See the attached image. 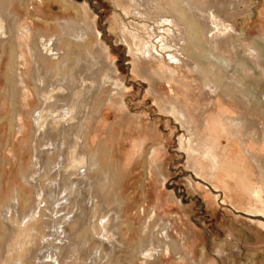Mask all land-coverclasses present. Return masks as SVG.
<instances>
[{"label": "rangeland", "instance_id": "obj_1", "mask_svg": "<svg viewBox=\"0 0 264 264\" xmlns=\"http://www.w3.org/2000/svg\"><path fill=\"white\" fill-rule=\"evenodd\" d=\"M73 1L89 7L99 38L107 48L109 67L118 75V78L114 75L112 79L107 78L105 85H102L111 86V89L120 84L124 88L121 90L123 93L119 92L118 97H113L100 109L98 118L90 119L87 132L91 147L96 150L104 145L108 152L104 155V161H113L116 173L121 172L119 187L129 198L124 219L132 224L131 228L123 227L128 242L133 244L138 240L151 208L163 204L161 213L164 224L169 226L167 234L182 244L184 252L192 260L204 257L205 264H264V139L257 142L248 137L243 142V131L223 122L227 117L245 115L247 121L264 131V0H201L205 5L210 2V8L203 9L197 15L203 25L210 28L207 39L213 44L207 41L206 44L213 46V51L219 50L213 54L222 52L230 59L233 56L228 69L229 85L234 86L236 95L245 100L242 103L239 99L219 94L220 84L198 81L189 70L177 69L179 82H170L172 85L164 80L156 83L148 79L146 70L150 66L154 69L152 72L170 66V54L200 53L199 44L196 47L191 45L185 31H181V36L175 23H162L149 10V16L133 10L130 13L126 10L129 5L122 3V0ZM224 5L228 13L236 8L232 17L226 16L221 9ZM13 13L21 15L24 26L35 30L43 27L48 18L62 17L63 6L56 0H45L43 4L40 0H34L31 15L16 9ZM67 14L73 18L77 16L73 8H69ZM33 16H37V20L34 21ZM53 21L49 22L51 25L48 27L52 32L58 30ZM1 26L5 27V23L0 21ZM117 28L124 32V39L115 33ZM23 38L28 43L29 35ZM228 39L232 42L230 46H225ZM146 46L154 47L161 56L158 63L151 64L144 59L142 53L147 50ZM2 54L0 47V57ZM215 61L222 66L224 64L219 58ZM5 71L6 61L0 67L1 202L4 204L11 199L17 187L24 189L30 201L28 204L23 202L21 209L14 207L16 203H11V209L0 210V264L50 263V260L42 258L48 256L45 250L42 251L43 246L53 244L50 246L52 248L59 243L54 241L59 237L63 239L64 249L60 250V258L64 264H92L94 245L103 242L108 252L111 251L112 247L105 240L109 238L112 241V235H115V229L108 223L115 216L113 207L108 204V199L87 197L88 200L84 201L77 199L81 202H78L77 212V208L73 209L72 201L67 203L63 199L65 193L61 188L65 183L71 186L72 177L86 178V166L84 163L83 166L79 165L85 154L82 155L80 149L70 143L68 145L74 152L69 149L65 167L71 170L64 172L61 178L56 177L59 182L56 193L58 197L61 194L59 204L62 207L55 204L49 210L47 197L39 193L37 187L43 181L32 165L35 141H32L34 123L30 114L38 106L37 97L29 95L30 105L24 108L22 131H11V106L2 93L5 89ZM226 86L224 84L223 89H227ZM73 93L76 95V91ZM189 95L194 100L191 104L194 107H191L198 109L205 120L202 122L201 150L196 156L188 151V141H193L189 127L184 125L176 111L165 108V101L178 107L183 105L180 100L184 101ZM61 111L58 109L52 113ZM76 147L79 150H75ZM146 166L150 169L160 166L163 173L161 178L151 176L144 197L140 182ZM54 174L51 173L50 178ZM47 183L45 181V187L49 191ZM97 187L98 184L95 189ZM64 216L67 217L64 221L69 218V222L61 221ZM57 219L63 223L65 234L53 238L51 233L54 230L50 231L48 223ZM154 250L151 247L148 252L152 251L153 254H144L145 257L148 255L146 258L149 261L138 264H190L189 259L180 252L169 249L157 252L158 255L152 257L156 255Z\"/></svg>", "mask_w": 264, "mask_h": 264}, {"label": "bare ground", "instance_id": "obj_2", "mask_svg": "<svg viewBox=\"0 0 264 264\" xmlns=\"http://www.w3.org/2000/svg\"><path fill=\"white\" fill-rule=\"evenodd\" d=\"M40 1L41 4H43L45 0ZM57 1L63 6L62 17L55 19L53 17L48 18L43 27L32 30L31 27L24 26L22 24L21 15H15L13 11L16 9L31 15V8L34 0H0V21L1 23H5V27H0V47L3 51L0 57V67L2 63L6 61V71L3 73L5 89L2 93L11 106V131H22V119L23 114H25L24 108L30 105L29 97L34 94L38 101V106L33 109L30 116L34 123L32 141H35L32 147L34 154L32 165L36 168L35 172L38 174L37 176L43 181V183L37 185L39 193L41 192L45 198L47 197L49 210L55 204H57L55 206L62 207V204H59L61 201V199H59L61 194H59L58 197L56 193L59 186L56 177L58 176L61 178L64 172L71 170V168L65 167V163L67 153L70 151L69 149H71L68 144H74L80 149L82 155L85 154L84 160L82 159L83 162L81 161L79 165L84 163V167L86 166L84 170L86 178L73 179L72 177L70 181L71 186L69 185L70 183H65L63 186L60 185L65 193L63 199L67 200V203H69L68 201H72L74 206L73 209L77 208V212L79 210L78 202L81 203L77 201V199L82 201L88 200L87 197H91V199L92 197L102 200L108 199V204L112 205L115 215L114 218H111L108 222L112 225L111 227L115 229V233L113 232L115 235H112V241L109 238L105 240L112 247H110L111 251L108 252L103 242L94 245L92 250L94 249L93 252H95V254L94 256L92 255L94 257L92 264H138L140 261L148 260L146 257L152 252H148L151 247L155 248V250L157 249V251L154 250L156 255H152V257H156L158 255L157 252L162 253L165 250L172 249L175 252H180L184 257H187L190 264H205L206 261L204 262V257L192 260L190 255L184 252L182 244L169 237L167 234L169 226L164 224L163 214L161 213V207L164 206L163 204L151 208L148 219L144 224L142 223L143 227L140 231L138 240L134 241L133 244L128 242L123 227L126 226L131 228L132 224L124 219V213L129 207V198L121 192L119 187L121 178L119 174L121 172L119 174L116 173V164L113 161L109 163L104 161V155L108 153L104 149V145L99 146L96 150L91 147L87 132L90 119L98 118V115H100L99 112L101 113L100 109L113 97H118L119 92H122L121 90H124V88H122L120 84H116V82L115 84L118 86L116 88L113 87L110 89L111 86L102 85V83L105 85L108 80L107 78L112 75L118 78V75L116 76L117 73L115 70L109 67L107 61V48L99 38L97 29L95 28L94 17L89 7L86 4L82 5L73 0H56V2ZM122 1V3L125 2L129 5L126 10L130 11V13L139 11L149 16L148 12L151 11V14L153 13L158 17V21L168 24L175 23L179 32L185 31L188 40L191 41V45L193 44L195 46L199 44V54L193 55L191 52H184L174 56L170 54V66L165 70L159 69L152 72L154 69H151L150 66V69L146 70L148 79L155 82L164 80L172 85L170 82H179V72L177 69L189 70L198 81L205 84H220L222 87H219L220 89L218 91L216 90L219 94L227 98L239 99L241 103L245 101L240 95H236L235 88H233L234 86L229 85V65L233 56L231 55L230 59L226 54L223 56L222 52L213 54L215 50L213 51V46L209 45L213 44V42H209L207 39V33L210 28L203 25L202 20L197 17V15L201 14L203 9L206 10L208 6H210L208 5L210 2L205 5L201 0ZM116 6L119 7V5ZM214 7L216 8V6ZM69 8L75 10L76 17L73 18L69 16L70 13L67 14ZM221 9H223L226 16H231L236 11V8H233V12L228 13L226 5ZM32 18H34L35 21L38 17L33 16ZM52 19H54V21ZM51 21H53V24L55 23L58 30L54 32L49 30L48 27L51 25L49 22ZM182 32L180 33L181 36ZM115 33H117L118 37L122 39L125 38L123 36L124 32L122 33L121 29L117 28ZM26 35L30 37L28 43L25 42L23 38ZM206 41L209 43L208 45ZM230 41L231 40L228 39L227 43L224 45L230 46L229 43L232 42ZM146 48L147 50H144L142 53L143 57H145L144 59L149 60L151 64L158 63L161 56L157 53L156 49L151 46H146ZM217 58L226 66H224V64L223 66L217 64L215 61ZM224 84L227 85V89H223L225 87H223ZM106 87L109 88L106 90ZM207 88H209V86ZM72 91H76V95L74 93L73 95ZM239 93L243 94L240 90ZM191 96L192 95H189L184 101L180 100L183 105L178 103V105L180 104L178 107L172 105L168 101H164L166 105L165 108L169 111H176L184 125L189 127V132L193 137V141H188V151L192 156H196L201 150L200 143L202 142H200V138L203 136L202 132L204 125L202 122L205 120L203 119V114H200L198 109L192 108L194 104L191 105L193 100ZM173 97L175 98V96ZM58 109H62V111L52 113ZM223 122L224 124H229L236 129L242 130V134L245 136L243 142H246L248 137L257 142H261L264 139L263 129L257 125L255 126L253 122L247 121L245 115L236 118L227 117ZM77 147L75 150H79ZM73 150L71 149V151ZM80 151L78 155H80ZM246 151L248 153V150ZM77 163L76 165H78ZM70 165L73 166V164ZM53 172L55 174L50 178L49 175ZM161 173L163 172H161L160 166H156L153 169L146 166L145 174L140 182L141 192L144 197L147 194L146 190L150 186L149 180L151 176L154 175L161 178ZM45 181L49 183H47L49 191H47L48 189L45 187ZM96 184H98V189H95ZM79 185H81V188ZM86 188H88V190ZM23 190L24 189H20L19 187L15 188L11 199H7L4 204L1 202L0 193V210L1 208L8 209L11 203H16L14 207H18L19 209H21L20 205H22L23 202L28 204L30 201L28 199L29 197H26ZM81 190L84 191V194ZM96 193H98L99 196ZM91 199L90 201H92ZM11 208L12 207H10V209ZM2 213L3 211H1V214ZM67 216H69V214H67ZM70 217L72 216L70 215ZM65 218L67 217L64 216V218H61V221L63 222ZM68 219L64 222L67 223ZM61 221L57 219L55 222L51 221L48 223L50 225H48L50 231L51 229L54 230V232L51 233L53 238L65 234V227L63 228V223H61ZM105 223L107 224V222ZM156 223L159 224L156 225ZM170 224L173 223L171 222ZM97 226L99 225L97 224ZM103 227H106V225ZM58 230H60V232L62 230L63 232L60 233ZM54 241L59 243L56 245L54 244L52 248L50 246L53 244H45L43 246L42 251L45 250L48 256H43L42 258H44V260H50V263L46 261L47 264H64L60 258V250L64 249L63 239L59 237L57 239L55 238ZM114 242L115 244H113ZM144 254L148 255L145 257ZM159 256H161V254H159ZM154 259L155 258H153V260ZM155 260H157V258Z\"/></svg>", "mask_w": 264, "mask_h": 264}]
</instances>
